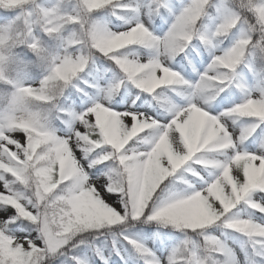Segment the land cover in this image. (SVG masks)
<instances>
[{
	"label": "snow or ice",
	"instance_id": "1",
	"mask_svg": "<svg viewBox=\"0 0 264 264\" xmlns=\"http://www.w3.org/2000/svg\"><path fill=\"white\" fill-rule=\"evenodd\" d=\"M0 264H264V0H0Z\"/></svg>",
	"mask_w": 264,
	"mask_h": 264
}]
</instances>
